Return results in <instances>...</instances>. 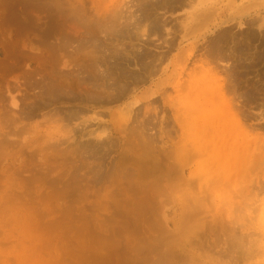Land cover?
I'll list each match as a JSON object with an SVG mask.
<instances>
[{"label":"rangeland","instance_id":"374dc122","mask_svg":"<svg viewBox=\"0 0 264 264\" xmlns=\"http://www.w3.org/2000/svg\"><path fill=\"white\" fill-rule=\"evenodd\" d=\"M164 1L0 0V264H264V0Z\"/></svg>","mask_w":264,"mask_h":264},{"label":"bare ground","instance_id":"6f19581e","mask_svg":"<svg viewBox=\"0 0 264 264\" xmlns=\"http://www.w3.org/2000/svg\"><path fill=\"white\" fill-rule=\"evenodd\" d=\"M144 1V0H143ZM146 1V0H145ZM153 1V0H152ZM166 1V0H165ZM164 1V2H165ZM183 2L184 0H169V2H170V4L172 5V3H180V2ZM140 2V1H139ZM167 4V3H166ZM170 4H168V5H170ZM188 4H190V1H189V3ZM151 5V4H150ZM170 5V6H171ZM172 6H175V5H172ZM139 7V6H138ZM142 7H143V5H142ZM73 9V8H72ZM78 9V8H77ZM142 10V8H139L138 10ZM76 10V9H75ZM74 10V11H75ZM73 11V10H72ZM81 10H79V12H80ZM69 12H71V9H70V11ZM75 14V13H74ZM123 14V13H122ZM125 14V13H124ZM123 14V15H124ZM148 14V13H147ZM80 15H82V14H80ZM79 15V16H80ZM115 15V14H114ZM126 15V14H125ZM124 15V16H125ZM132 15V14H131ZM73 16V15H72ZM116 16V15H115ZM128 16V15H127ZM140 16V15H139ZM144 16V14L142 15V17ZM119 17H120V14H119ZM67 18V17H66ZM70 18V17H69ZM73 18V17H72ZM80 18V17H79ZM114 18V19H113ZM113 18H112V16H111V20L113 21V23L110 21V25L112 24V26H114V25H116L117 26V23H115L116 21H117V17H114L113 16ZM109 19V18H108ZM133 19V18H132ZM135 19H136V17H135ZM69 20V19H68ZM70 20H71V18H70ZM80 20V19H79ZM110 20V19H109ZM120 20V19H119ZM121 20H122V18H121ZM130 20H131V18H130ZM141 20V19H140ZM140 20H136V22L138 21V23L140 22ZM73 21H75L74 20V18H73ZM89 21V20H88ZM88 21H86V22H88ZM91 21V20H90ZM105 21V20H104ZM103 21V22H104ZM123 21V20H122ZM79 22V21H78ZM84 22V21H83ZM92 22V21H91ZM103 22H101V24H103ZM124 22V21H123ZM121 23V25L122 24H124V23ZM80 23V22H79ZM88 23H90V22H88ZM96 23H98V22H96ZM95 23V24H96ZM105 23V22H104ZM106 23H108L107 21H106ZM127 23H128V25H129V21H127ZM134 23V22H133ZM83 24V23H82ZM100 24V23H99ZM108 24V25H109ZM119 24V23H118ZM86 25V24H85ZM88 25V24H87ZM98 25V24H97ZM97 25H95V26H97ZM105 25V24H104ZM134 25V24H133ZM139 25V24H138ZM156 25V24H155ZM154 25V26H155ZM89 26V25H88ZM102 26V25H101ZM120 26V25H119ZM123 26V25H122ZM126 27H127V24L125 25ZM125 26H123V27H125ZM131 26H132V24H131ZM142 26V25H141ZM141 26H139V28L141 27ZM152 26V25H151ZM153 26V27H154ZM87 27V26H86ZM91 27V26H90ZM98 27H100V25L98 26ZM101 28V27H100ZM103 28H105V27H102L101 29H103ZM110 28H111V26H110ZM121 28V27H120ZM128 28V27H127ZM86 29V28H85ZM91 29V28H90ZM93 29V28H92ZM97 29V28H96ZM118 29V28H117ZM124 29V28H123ZM126 29V28H125ZM129 29V28H128ZM134 29V28H133ZM148 29V28H147ZM154 29L156 30V27H154ZM163 29V28H162ZM99 30V29H98ZM106 30V29H105ZM104 30V31H105ZM131 30H132V28H131ZM135 30H137V29H135ZM134 30V31H135ZM100 31V30H99ZM116 31V30H115ZM119 31V30H118ZM117 31V32H118ZM225 31V30H224ZM223 31V33L221 34V36H219V37H217V39L216 40H213V43H212V49L210 50V52L213 50L214 51V53H212V54H214V55H217V56H219V58H221V59H225L224 58V56H223V54H221V53H223L222 51H221V49L223 50L225 47H223L222 48V46L224 45V46H227V43H232V42H235L234 40L235 39H237L238 37L237 36H239V35H237L236 37H233V36H231L230 35V33L229 34H227L226 32H224ZM97 32V31H96ZM227 32H228V30H227ZM98 33V32H97ZM116 33V32H115ZM154 33V32H153ZM101 34H102V32H101ZM107 34V33H106ZM113 34V33H112ZM121 35H122V33H120ZM120 34L118 35V37L120 36ZM156 34V33H155ZM246 34V33H245ZM250 34H252L251 32H249V33H247L245 36H246V39L248 40V37H250L251 35ZM108 35V34H107ZM129 35V34H128ZM244 34H240V36H241V39H245L244 37H242ZM253 35V34H252ZM255 35H253V37H254ZM253 37H252V40H253ZM89 38H90V35H89ZM108 38V37H107ZM98 39V38H97ZM241 39H237L236 41H237V43H239L240 41H241ZM100 40V39H99ZM244 41H246V40H244ZM243 41V42H244ZM249 43H250V40L248 41ZM247 42V43H248ZM90 43V42H89ZM92 43V42H91ZM240 43H242V42H240ZM233 44H236V43H233ZM211 45V44H210ZM231 45V44H230ZM241 45V44H240ZM244 45V44H243ZM95 46V45H94ZM93 46V47H94ZM105 46V45H104ZM229 46V45H228ZM250 46V45H249ZM92 47V48H93ZM209 47V48H210ZM229 48V47H228ZM234 48V47H233ZM94 49V48H93ZM99 49H101V48H99ZM225 49H227V48H225ZM230 49V48H229ZM232 49V48H231ZM247 49L248 48H246L245 47V45H244V47H242V48H240L239 47V45H235V49L233 50L234 52L233 53H235V54H237V55H244V53L247 51ZM96 50V49H95ZM94 50V51H95ZM105 50V49H104ZM212 51V52H213ZM230 51V50H229ZM109 52V51H108ZM226 52V51H225ZM117 52H115V54H116ZM110 54V53H109ZM235 54H233V55H235ZM258 54V53H257ZM229 55V54H228ZM232 55V54H231ZM242 55V56H243ZM246 55V54H245ZM110 56V55H109ZM137 56H138V54H137ZM110 57H112V56H110ZM136 57V56H135ZM104 58H106V55L103 57V59ZM115 58V57H114ZM138 58V57H137ZM141 58V57H140ZM238 58V57H237ZM240 58H242V57H240ZM240 58H239V63L238 64H241V60H240ZM102 59V60H103ZM132 59H134V58H132ZM139 59V58H138ZM106 60L107 59H105V61L104 62H106ZM142 60V59H141ZM228 60V59H227ZM243 60V59H242ZM98 61V60H97ZM100 61V60H99ZM116 61V60H115ZM131 61V60H130ZM143 61V60H142ZM145 61V60H144ZM89 62V61H88ZM119 62V61H118ZM138 62V61H137ZM230 62V61H229ZM233 62H236V61H233ZM124 63H126V62H124ZM148 63V62H147ZM242 63H243V61H242ZM115 64V63H114ZM233 64H235V63H233ZM237 64V63H236ZM237 64V65H238ZM116 65V64H115ZM119 65V64H118ZM89 67L88 68H84V70H85V75L84 76H86L87 75V77L86 78H84L85 80L82 82L83 84H80L79 83V85L78 84H74V85H68L67 86V84L66 85H64L63 87L61 86V84H58V85H53V86H55V89H54V91H52V92H54V94H56V95H59V96H61L62 98H64L62 95H64L65 93H67V91H69L70 92V90L72 91V92H79V94H84V93H86L85 95H87L86 96V99H87V101H89V102H92V103H98L99 101H101V99L100 98H98V97H101L100 95L106 90V91H108V88L109 87H111L110 85H109V87H108V82L110 81V80H112V79H110L109 78V74H107V73H109V72H106V69H105V72H101V71H99V65H98V63L96 62V61H94L93 59L91 60V62H90V64L88 65ZM121 66V65H120ZM143 66H146V65H143ZM227 67V66H226ZM233 67H236V65H234V66H231V68H233ZM113 68H115V67H113ZM227 68H229V67H227ZM237 68V67H236ZM240 68V67H239ZM125 69V68H124ZM124 69H123V71H124ZM152 69V68H151ZM244 69V68H243ZM118 70V69H117ZM121 70V69H120ZM219 70V69H218ZM224 70H225V68H224ZM82 71V70H81ZM229 72L231 71V70H228ZM227 71V72H228ZM235 71H237V70H235ZM122 72V71H121ZM221 72V71H220ZM228 72V73H229ZM233 72V71H232ZM80 73V72H79ZM223 73H225L226 74V70H225V72H223ZM222 73V74H223ZM227 73V74H228ZM112 73H110V75H111ZM226 74V75H227ZM229 75H231V72H230V74ZM233 75H234V73H233ZM137 76V75H136ZM57 77V76H56ZM133 77V76H132ZM112 78V77H111ZM123 78V77H122ZM141 78V77H140ZM226 78H228L227 76H226ZM230 78V77H229ZM81 79V78H80ZM79 79V80H80ZM82 79H83V77H82ZM108 79H110V80H108ZM114 79V78H113ZM132 79H134V78H132ZM49 80V79H48ZM77 80V79H76ZM229 80H232V78L231 79H229ZM228 80V81H229ZM56 81V80H55ZM108 81V82H107ZM113 81H115L116 82V80H113ZM233 82H234V80H232ZM58 82V81H57ZM110 82H112V81H110ZM241 82V81H240ZM108 83V84H107ZM120 83V82H119ZM119 83H115V84H119ZM122 83V82H121ZM226 83H227V81H226ZM230 83V82H229ZM232 83V82H231ZM230 83V84H231ZM113 84H114V82H113ZM114 84V85H115ZM228 84V83H227ZM82 85V86H81ZM120 85V84H119ZM224 85H225V83H224ZM52 86V87H53ZM116 86V85H115ZM114 86V87H115ZM122 86V85H121ZM237 86V85H236ZM49 87V86H48ZM112 87H113V85H112ZM125 87V86H124ZM235 87V86H234ZM234 87H232L231 89H236V88H234ZM238 87V86H237ZM50 88V87H49ZM49 88L47 89V90H49ZM107 88V89H106ZM46 89V88H45ZM115 89H117L116 87H115ZM125 89V88H124ZM226 89V88H225ZM227 89H229V87L227 88ZM50 90H53L52 88H50ZM49 90V91H50ZM109 90H111V89H109ZM230 90V89H229ZM237 90V89H236ZM241 90H243L242 88H241ZM44 91V90H43ZM112 91V90H111ZM125 91V90H124ZM226 91V90H225ZM225 91H223V92H225ZM51 92V91H50ZM50 92H48V93H50ZM51 92V93H52ZM108 92H110V91H108ZM115 92V91H114ZM127 92V91H126ZM120 93V92H119ZM226 93H227V91H226ZM240 93H241V91H240ZM53 94V93H52ZM52 94H50L51 96H53ZM68 94V93H67ZM66 94V95H67ZM105 94V93H104ZM48 95V94H47ZM46 95V96H47ZM69 96L71 95V94H68ZM65 96V97H67L68 99H69V96ZM121 95V94H120ZM250 95V94H249ZM254 95V94H253ZM72 96V95H71ZM75 96V95H74ZM73 96V97H74ZM78 96H80V95H78ZM221 96V95H220ZM244 96V95H243ZM44 97H45V95H44ZM49 97V96H48ZM55 96H53V98H54ZM103 97V99H104V97L105 96H102ZM101 97V98H102ZM111 97V96H110ZM109 97V98H110ZM62 98H60V99H62ZM247 98V97H246ZM76 99H78V98H76V97H74V99H72V100H76ZM85 99V100H86ZM102 99V100H103ZM117 99H119V98H113V96H112V99L110 100L109 99V103L111 102V101H114L115 102V100H117ZM105 101V100H104ZM82 102V101H81ZM102 102V104L104 103L103 101H101ZM100 102V103H101ZM107 103V102H106ZM229 104V103H228ZM230 109V108H229ZM228 109V110H229ZM227 110V109H226ZM220 112V111H219ZM80 113V112H79ZM68 113H66V115H67ZM72 115V114H71ZM77 116V115H76ZM66 117V116H65ZM67 117H69V116H67ZM66 117V118H67ZM73 117V116H72ZM71 117V118H72ZM236 119V118H235ZM70 120V119H69ZM214 121H216V120H214ZM217 122V121H216ZM215 122V123H216ZM215 123L214 122H212L211 120H209V119H207L205 122H204V124L202 125V126H200V130L202 131V132H205V131H208V132H210L211 131V133H214V128H218L217 130H216V132H215V134H214V136L216 137V138H220L219 137V132H222V131H224V129L226 130V128H225V126H222V127H220L219 126V124L217 125H215ZM204 134V133H203ZM108 135V134H107ZM108 141V140H107ZM244 141V140H243ZM213 150V149H212ZM215 152V150H213V153ZM228 152V151H227ZM229 153V152H228ZM231 154L232 155H234V157H235V154H234V152L232 151L231 152ZM237 157H238V154H236V157L234 158L235 160H237ZM219 158H217V160H218ZM258 159V158H257ZM262 160V159H261ZM258 161V160H257ZM264 162V161H263ZM256 163H259V161L258 162H256ZM260 164V163H259ZM259 164H256V165H258L259 166ZM263 165V164H262ZM256 167V166H255ZM255 167H254V169H255ZM239 169V168H238ZM239 171V170H238ZM237 171V172H238ZM253 171V170H252ZM219 176H220V178H223V174H219ZM263 183V182H262ZM149 187V186H148ZM151 188V187H150ZM188 199V198H187ZM141 210H143V209H141ZM250 244V243H249ZM251 245V244H250Z\"/></svg>","mask_w":264,"mask_h":264}]
</instances>
